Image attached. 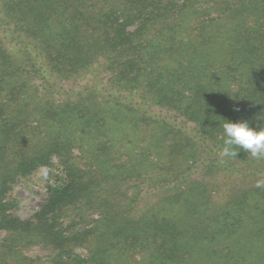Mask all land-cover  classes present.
<instances>
[{"label": "trees", "instance_id": "trees-1", "mask_svg": "<svg viewBox=\"0 0 264 264\" xmlns=\"http://www.w3.org/2000/svg\"><path fill=\"white\" fill-rule=\"evenodd\" d=\"M223 119L264 126V0H0V264H264V157L222 160Z\"/></svg>", "mask_w": 264, "mask_h": 264}, {"label": "rangeland", "instance_id": "rangeland-1", "mask_svg": "<svg viewBox=\"0 0 264 264\" xmlns=\"http://www.w3.org/2000/svg\"><path fill=\"white\" fill-rule=\"evenodd\" d=\"M93 78V75L87 77L83 83H88ZM156 113L164 116L168 119L174 118L171 113L166 111L155 110ZM180 121V120H178ZM58 177H62L60 168H48L43 167L31 175L29 178H26L14 186L13 197L18 201V207L16 214L23 220L30 219L36 212H38L41 206L45 203L48 194L49 188L54 186L58 181ZM3 237V234L0 233V238ZM80 254L85 255L84 251H80ZM29 256H39L45 257L47 253L40 247H35L28 251Z\"/></svg>", "mask_w": 264, "mask_h": 264}, {"label": "clouds", "instance_id": "clouds-1", "mask_svg": "<svg viewBox=\"0 0 264 264\" xmlns=\"http://www.w3.org/2000/svg\"><path fill=\"white\" fill-rule=\"evenodd\" d=\"M223 120V147L219 152L222 160L227 157H237L239 152L235 151L236 148L250 153L255 158L264 157V126H260L257 130L248 121Z\"/></svg>", "mask_w": 264, "mask_h": 264}]
</instances>
